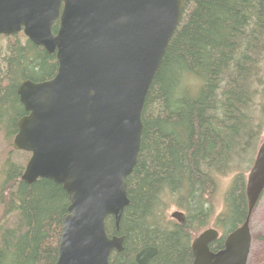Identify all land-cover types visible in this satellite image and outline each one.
<instances>
[{"label": "trees", "instance_id": "1", "mask_svg": "<svg viewBox=\"0 0 264 264\" xmlns=\"http://www.w3.org/2000/svg\"><path fill=\"white\" fill-rule=\"evenodd\" d=\"M182 4L144 101L129 204L118 230L105 219L106 234L123 237L109 264H136L146 247L157 250L146 264H192L191 241L210 225L218 179L229 173L214 227L226 236L247 216L245 174L264 128V0ZM0 48V134L10 142L26 115L18 86L52 79L58 63L22 33L0 36ZM11 150L0 164V264H55L68 196L48 179L24 183L30 155L16 163ZM165 200L184 213L183 225L165 218Z\"/></svg>", "mask_w": 264, "mask_h": 264}, {"label": "water", "instance_id": "2", "mask_svg": "<svg viewBox=\"0 0 264 264\" xmlns=\"http://www.w3.org/2000/svg\"><path fill=\"white\" fill-rule=\"evenodd\" d=\"M182 8V0H0V36L21 32L58 63L52 79L18 86L26 115L11 144L30 155L24 183L48 179L68 196L55 264H109L111 252L123 250L105 219L118 230L129 204L125 180L140 150L144 101ZM263 190L264 141L245 179L244 223L217 253L208 243L218 232L202 231L191 243L192 264H246L249 219ZM170 217L185 222L182 212ZM156 253L143 248L135 263Z\"/></svg>", "mask_w": 264, "mask_h": 264}, {"label": "rangeland", "instance_id": "3", "mask_svg": "<svg viewBox=\"0 0 264 264\" xmlns=\"http://www.w3.org/2000/svg\"><path fill=\"white\" fill-rule=\"evenodd\" d=\"M11 141L10 142L6 141L3 135L0 134V164L2 160L7 157L9 151L12 149ZM263 141H264V128L261 131L258 144H260ZM11 151H12L11 153L12 161L23 164L24 157L22 155V152L14 151L13 149ZM254 156H253V159H254ZM246 174H245V177H246ZM233 176H234V173H229L228 175L218 179V188H217L216 197L214 201L213 215L211 216L210 221H209L210 225L214 223L215 218L222 210V207H223L222 199H223L224 193L228 190L231 184ZM165 203L167 205L164 208L163 214L167 220H172L170 217L171 214L174 211H180V210L177 209L175 205L168 200H165ZM9 220H7L8 225H12V221H13L12 218H10ZM249 229H250V235H251V245H250V253L248 256L247 264H264V191L258 203L256 204L253 212L251 213V216L249 219Z\"/></svg>", "mask_w": 264, "mask_h": 264}, {"label": "flooded vegetation", "instance_id": "4", "mask_svg": "<svg viewBox=\"0 0 264 264\" xmlns=\"http://www.w3.org/2000/svg\"><path fill=\"white\" fill-rule=\"evenodd\" d=\"M175 222V221H174ZM176 223V222H175ZM176 224H178V223H176ZM178 225H180V224H178ZM206 229H214V230H216L217 232H218V236H217V238L216 239H214V240H212L210 243H208V248H209V250H210V252H212V253H217V252H219V251H221V250H223V248H224V245H225V241H226V238H227V236L230 234H227L226 236H223V234H222V232L220 231V229H218V228H215L214 227V223H212L209 227H207ZM205 229V230H206ZM251 236V235H250ZM195 239V238H194ZM192 241H193V239H192ZM192 241H191V243H192ZM251 245V244H250ZM190 246H191V244H190ZM249 253H250V250H249ZM136 255V254H135ZM248 256H249V254H248ZM192 260H193V258H192ZM134 261H135V256H134ZM247 261H248V257H247ZM247 261H246V264H247Z\"/></svg>", "mask_w": 264, "mask_h": 264}, {"label": "bare ground", "instance_id": "5", "mask_svg": "<svg viewBox=\"0 0 264 264\" xmlns=\"http://www.w3.org/2000/svg\"><path fill=\"white\" fill-rule=\"evenodd\" d=\"M264 91V90H263Z\"/></svg>", "mask_w": 264, "mask_h": 264}]
</instances>
